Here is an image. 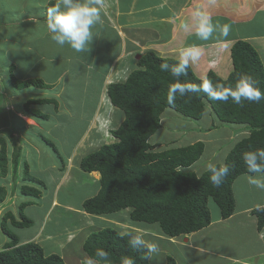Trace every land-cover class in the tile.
<instances>
[{
    "label": "crops",
    "instance_id": "obj_1",
    "mask_svg": "<svg viewBox=\"0 0 264 264\" xmlns=\"http://www.w3.org/2000/svg\"><path fill=\"white\" fill-rule=\"evenodd\" d=\"M41 1H43L41 3L43 6L41 18H36L38 16L34 14L23 17L19 15L17 20H14V23L12 22V25H16L19 28L20 25L16 22L20 19L25 20L28 25H33L37 20L43 21L45 23V32L40 41L46 40L55 45L63 53V56L59 58L60 62H62L66 59L64 50H69L71 47L67 43L59 45L52 40V34L47 29V16L44 9L49 1L58 3L59 0ZM81 2L86 3L87 0H81ZM92 6L100 9V19L91 26L92 35L88 42L87 50L79 52L72 48L71 51L69 50L75 56L80 55L79 61L82 63L79 66H66L64 70L58 71L59 65L54 67L56 66L54 63L52 65L51 63H45L51 61L52 58L48 57L49 53L43 47L40 46L37 51H34L32 47L28 46L23 48L25 54L16 58V60L22 59L27 66H24V75L17 78L21 81L40 79L45 84V88L36 90L43 92H38L35 98H29L26 95L21 98L22 92L27 88L15 90L9 85L7 90H5L3 85L0 84V98L3 99L7 95L10 98H14L12 101L6 98L9 105L7 107L11 110L10 113L13 112L14 115L10 120L4 121L5 126L1 124L3 121H0V136L5 138L1 134L5 133L8 139L7 129L11 127L14 137L18 139L20 145L16 179H12L10 163L6 174V176H10L0 177V187L6 190L5 200L0 204V217L4 212L10 211L13 216L16 214L17 217L14 216L15 219L20 221L17 213L20 205H24L22 212L25 217L29 211L34 216L36 208H38V222L33 226L36 228V232L27 235L22 240L16 236L18 243H37L43 250L45 248L46 255L56 254L63 261L66 258H70L72 254L74 257L73 250L76 247V249L81 251L79 258L86 256L82 250V245L90 233L103 228H112L121 234L120 231L129 226V221L137 225L135 229L140 227L144 232L145 230L147 231L146 234L150 233L151 235L152 233L151 236L154 238L159 239L161 237V240H166L172 245L177 244L190 250L194 248L203 257L205 255L217 256L218 259L222 260L220 261L221 264H256V262L249 261L264 256V227L259 231L256 229V221L250 211L255 207H264V201L257 203L251 199L252 194L259 196V193L263 192L250 183L249 177L264 179V174L253 173L252 175H244L236 181L234 193L235 187H237L238 195L244 202L240 207H237L236 204L234 214L228 219L221 220L218 214V217L212 220L208 227L200 231L168 238L162 234L157 224L149 225L132 222L128 219L129 209L98 216L85 213L82 209V203L97 194L99 174L98 172H82L79 169V162L87 155V152L83 153L86 148L96 146L104 135L117 128L123 120V115L121 118L119 113H117L118 109L111 105L112 111L107 116L109 120L99 125L96 124L98 115L102 112L103 107L101 104L104 101V97L106 98L108 84L123 83L130 72L137 68L136 62L145 52L150 51L158 57L174 59L180 62L182 49L192 46L202 50L200 58L195 62L189 60L188 64L197 78L203 79L211 71L218 77L226 79L233 69L230 49L234 42L247 40L248 43L255 47V42L264 38V35L260 34L240 36L239 33L241 25L250 24L251 21L255 20L259 12L264 11V0H102L100 4H93ZM61 10H64L63 5H61ZM196 10L208 12L215 26L213 35L207 40H201L195 34L196 18L193 17V12ZM185 22L188 24L186 30L181 27V24ZM225 24L230 27L227 37H223L220 34V27ZM0 25H4V23H0ZM251 25L254 26V22ZM10 60L12 63L9 65H11L12 70L9 71L13 72L14 61ZM37 66L41 70L35 71L39 68ZM7 81L8 79L5 80L6 83ZM79 82L82 98L89 107L85 108L88 111L76 135V140L71 145L65 159L62 160L60 156H57V142L61 141L60 137L66 138L69 136L68 130L70 128L66 126L60 127V133H58L56 130L59 128V123L48 126L47 122L49 119L56 122L58 116H60L58 112L62 115L69 114L67 107L69 94L73 87L79 86ZM42 99L45 100L44 103L30 104L29 107L38 111L41 115H45L46 119L31 118L20 110L27 100ZM40 109H42V112ZM17 120L20 121V124L17 123ZM211 123L212 120H210V125ZM1 125L5 127V131H1ZM108 125L111 130L109 127L107 128ZM99 126H102V130ZM30 130L34 131V138L29 136ZM243 133L246 134V132H240L239 134ZM45 138L53 140L50 143L53 153L57 157L49 165L41 167L39 158L41 151L46 150L43 148ZM54 142H56V145L53 144ZM7 144L10 158L12 153L10 141L7 140ZM97 149L93 148L92 152ZM31 150L35 155L30 153ZM57 160L59 164H57ZM23 162L27 164L29 176L37 180L41 185L21 180L20 173ZM72 180L79 181V185L75 183L79 187L77 191L79 194L80 187H82L83 194H80V198H76L74 196L75 193H71V190L62 192ZM25 184L37 187L41 191L40 196L35 198L21 195L19 187ZM17 195L22 196L23 199H20ZM248 197L251 203L246 201ZM230 221H235L241 228L248 226L253 241L257 245L261 244L259 250L256 249V252L249 251L237 257L229 258L225 256L226 253L221 255V253L202 245L203 240L209 234L207 228L216 223H221V226L225 228ZM78 226L86 229L87 232L83 236L71 234L77 231ZM141 226H144V228ZM149 226L153 227L148 228ZM140 237L142 238V236ZM198 237L201 239L197 242ZM5 240L4 243L8 242V238ZM216 250L219 251V248H216ZM162 255L165 260L169 256L166 251H163ZM79 258L78 260H80ZM159 259L160 256L158 257ZM87 260L89 259L87 258ZM154 262L153 257L149 258L150 264ZM162 262H157L156 264H161ZM80 263L77 262V264Z\"/></svg>",
    "mask_w": 264,
    "mask_h": 264
},
{
    "label": "trees",
    "instance_id": "obj_2",
    "mask_svg": "<svg viewBox=\"0 0 264 264\" xmlns=\"http://www.w3.org/2000/svg\"><path fill=\"white\" fill-rule=\"evenodd\" d=\"M55 4L49 1L45 6L47 18L48 9ZM230 57L233 69L226 79H221L211 71L205 76L212 82L213 88H234L239 78L247 75L251 77L254 87L264 93V67L254 47L247 41L237 40L230 49ZM163 63L168 64V70H161L160 65ZM179 63L148 51L139 58L137 68L130 72L123 83L107 85L106 97L114 108L121 111L123 120L110 131L114 142L101 145L79 162L82 172L99 174L97 194L82 203L85 213L98 216L129 209L128 217L132 222L157 224L168 238L188 235L208 227L212 222L208 200H212L216 206L221 220L234 214L237 204L234 193L236 181L241 176L253 174L247 171L244 153L264 149V100H242L240 104H235L231 98L228 101L213 99L201 90L186 91L184 95L176 93L169 103L167 97L170 85L175 82L186 86L200 85L205 79L197 78L189 66L185 70L186 74L173 76L171 69ZM9 83L15 90L45 88L40 79L21 81L11 71ZM44 102V99L27 100L20 110L31 118L46 119L45 115L29 107L30 104ZM207 108L210 109L212 120L208 131L215 128L216 122L226 127L241 126L235 134L247 133L233 144L222 163L215 164L217 167L227 165L229 168L228 175L219 187L211 184L209 169L201 175L192 169L204 152L203 141L163 149H157L158 144L149 142L161 128V116L165 110L199 121ZM7 130L12 153L9 158L7 140L0 136V177L6 176L10 163L12 179L15 180L20 145L11 127ZM45 142L52 146L48 140ZM22 165L21 180L41 185L29 176L27 164L23 162ZM40 192L37 187L27 184L19 187V193L24 196L36 198ZM5 197L6 190L0 187V204ZM23 206L20 205L17 210L20 221L10 211L0 217V231L8 238L0 250V264H64L58 255H46L37 243H18V238L9 226L26 228L31 225V220L23 215ZM250 214L255 218L256 229L261 230L264 227V207H255ZM137 236L134 232L119 234L112 228H103L87 236L82 250L93 261L88 264H123L125 257H131L135 264H150L149 259L145 258L146 247H132L130 243ZM101 251L107 253L106 258L99 255ZM165 264L176 263L168 256Z\"/></svg>",
    "mask_w": 264,
    "mask_h": 264
},
{
    "label": "rangeland",
    "instance_id": "obj_3",
    "mask_svg": "<svg viewBox=\"0 0 264 264\" xmlns=\"http://www.w3.org/2000/svg\"><path fill=\"white\" fill-rule=\"evenodd\" d=\"M43 1L41 0H0V23H4V25H0V84L3 85L5 90L9 87V74L10 69L12 70L11 65H9L11 62L10 59L14 61V71H11V74L14 77H20L24 75V66H26L25 62L22 59H17V56L20 57L21 55L25 54V51L23 48L25 47H32L34 51H37L40 46L43 47L45 51H47L48 57H51V61H47L45 63H54L56 66L59 67L58 71H62L65 69L66 66H79L82 62L79 61L80 55L75 56L73 53H71V48L69 50H64V56L65 60L60 62L59 58L63 56V53L53 44L50 42L43 40L40 41L41 37L44 36L45 32V23L43 21H36V23H33V25H28V23L25 20H18L16 23H18V26L12 25V22L14 23V20H17V16H27L29 14H34L41 18L43 14V6L41 5ZM254 20V19H253ZM252 22H254V26H252ZM240 36H248L252 34H260L264 35V11L259 12L254 21H251L250 24L247 25H241L239 27ZM213 35V34H212ZM247 41V40H246ZM256 46L254 49L257 51L259 58L262 62V65L264 67V38H262L259 41L255 42ZM67 48V49H68ZM210 53V52H209ZM94 64V63H93ZM27 67V66H26ZM39 67V66H37ZM89 68V67H88ZM93 68V67H90ZM41 70L40 67L36 69L35 71ZM8 79L7 83L5 80ZM222 79V78H221ZM11 89V88H10ZM38 88H27L22 92V96L26 95V97L29 98H35L37 97L38 92H43L36 90ZM4 91V90H3ZM81 87L80 82L79 86L73 87L68 99V110L69 114H60L58 112V118L57 121L54 122V120L49 119L47 122L48 126H53L55 123H59V128L56 130V132L60 133L59 129L60 127H69L70 130H68L69 136L68 137H60L59 139L62 141H58L57 145V156H60V158L63 160L68 154V151L71 148V145L74 143V140H76V135L81 128L83 124V120L85 119L84 116L86 115L88 109H85L88 106L87 102L84 101L81 95ZM28 95V96H27ZM4 97V96H3ZM8 99H14L10 98L9 95L4 97L3 99L0 98V121H3L1 124L5 126V120H10L12 116L14 115L13 112L10 113V109H8L7 106L8 103L6 100ZM102 112L98 115V120H96V124L99 125L101 123L107 122L109 118L107 117L111 110V104L107 100V97H104V101H102ZM9 110V111H8ZM13 111V110H12ZM42 112V109H40ZM119 113V116L122 118L121 111L117 110ZM211 114L210 109L207 108V110L204 113V116L201 120L195 121L191 119H187L184 117H181L180 115L176 114L172 110H165L164 113L161 116V128L150 138L149 142L151 144H158L157 149H163V148H174V147H182L189 143H193L196 141H203L204 142V152L199 159V161L192 166L193 171L197 175H201L205 170L209 169V165H215L219 162L223 161L226 153L229 151V149L235 144L237 141L241 140L243 137L247 135V133L243 134H235L238 129L241 128V126L237 125H231L229 127H226L224 125H221L219 123L214 122L215 128L208 131V128L211 127L210 125V119L209 116ZM17 119V118H16ZM120 121V120H119ZM17 123L20 124V121L17 120ZM1 125V131H5V127ZM19 126V125H18ZM110 126L108 125L107 128ZM52 128V127H51ZM99 128L102 130V126H99ZM21 129V127H20ZM12 130V129H11ZM111 130V129H110ZM8 131V130H7ZM62 131V130H61ZM3 136H5V139H7V136L5 133H1ZM30 137L34 138V131L30 130L29 133ZM51 143L53 140H50L49 138H45ZM9 141V140H8ZM114 138L111 136L110 133L103 136L102 140L96 145L91 146L85 149L84 152L91 153L93 148H99L101 145L109 144L114 142ZM43 148L46 150L41 151L39 162H41V167L45 165H49L55 157V153H53L52 147L45 143L43 141ZM50 143V144H51ZM66 143V144H65ZM56 145V142L53 143ZM93 147V148H92ZM80 152V151H79ZM30 153L32 155H35L34 152L31 150ZM222 163V162H221ZM57 164H59V161L57 160ZM20 173V172H19ZM21 175V173H20ZM10 175H7L8 177ZM85 176V175H84ZM264 176V175H263ZM84 181V180H82ZM79 181L72 180L70 184L67 186L66 189L62 190H71V193H75L76 198H80L82 193V187H80V194L77 192L79 189L78 186H76L75 183H78ZM79 185V183H78ZM240 187V185H239ZM263 193H259V196L251 195V199H253L255 202L259 203L264 201V190H262ZM237 187H235V195L237 198V207H240L244 200L239 197L238 195ZM20 199H23L22 196L17 195ZM25 198V197H24ZM247 202L251 203L249 200V197L246 200ZM208 210L211 214L212 220L216 219L218 217V210L212 200H208L207 202ZM32 211V209H30ZM38 208H36V212L34 213V216L29 211L26 214V217L31 220V226L27 228H11L9 229L12 231L13 234H15L20 240L24 239L29 234H34L35 226L38 222L37 216H38ZM15 217H17L16 214H14ZM62 216V215H61ZM64 217V216H62ZM129 219V218H128ZM129 226H126V228H123L121 230V234H124L126 232H133L138 234L139 236H142V239L147 243H156L158 245V252L156 254H153V260L155 261L153 264H156L157 262H162L161 264H165L166 260L163 258V251H166V253L171 256L176 264H219L220 259L217 258V256H210L205 255L203 257L201 253H197L196 250L193 248V250L187 249L182 246H178L177 244L172 245L166 240H161V237L159 239L154 238L151 233L147 235L146 230L144 232L143 229H140L138 227L137 229L134 223L129 222ZM144 228V226H141ZM153 226H149L148 228H152ZM77 229V227H75ZM99 228V227H97ZM95 228V229H97ZM135 229V230H134ZM208 235L206 239L203 240L202 245L210 250L217 251L221 253V255L228 256L229 258L237 257L240 254L246 253V252H256V249L259 250L261 244L255 243L253 241L250 228L246 226L245 228H241V226L237 225L235 221H230L226 224L225 228L221 226V223L214 224L211 227L207 228ZM86 229H82L78 226V229L76 232H72L71 234L77 235V236H83L86 233ZM154 234V233H153ZM153 237V238H152ZM7 237L1 233L0 231V249L3 246L4 241H6ZM201 238H197V242ZM43 245V244H41ZM77 248V247H76ZM74 249V257L73 254L70 258H66L63 262L64 264H77V262H81L80 264H88L93 263V261L87 260L86 256H83L79 258L81 255V251L78 249ZM216 248H219V251L216 250ZM77 250V251H76ZM44 253L46 252L44 248ZM46 254V253H45ZM161 254V255H160ZM160 256V259L158 260V257ZM78 258L80 260H78ZM260 259V260H259ZM78 260V261H77ZM258 260V261H257ZM249 262H256V264H259L261 262H264V256L259 257L255 260L249 261ZM226 263V262H225ZM231 263V262H229ZM221 264V263H220ZM223 264V263H222ZM253 264V263H252Z\"/></svg>",
    "mask_w": 264,
    "mask_h": 264
},
{
    "label": "clouds",
    "instance_id": "obj_4",
    "mask_svg": "<svg viewBox=\"0 0 264 264\" xmlns=\"http://www.w3.org/2000/svg\"><path fill=\"white\" fill-rule=\"evenodd\" d=\"M102 0H59L54 6L48 9L47 29L52 34L51 38L59 45L67 43L72 49L79 52L87 50L88 42L91 38V26L100 19V9L92 6L93 4H100ZM63 5V11L61 10ZM193 17L196 18L195 34L201 40H207L214 32L215 26L212 22L211 16L208 12L196 10L193 12ZM183 29L188 28V24L182 23ZM230 31L229 25L225 24L220 27V34L227 37ZM202 50L198 47L192 46L182 49V56L180 63L171 69L172 75L179 77L186 74L185 70L188 67L189 60L195 62L201 56ZM162 71L168 70V64L160 65ZM204 91L213 99L228 101L231 98L235 104H240L242 100L249 102H259L264 100V93L254 87V83L250 76H242L236 82L234 88L216 90L212 86V82L205 78L200 85H183L175 82L169 87L168 102L171 103L176 93L184 95L186 91L199 92ZM244 162L249 173L264 174V149H256L255 151H248L244 153ZM211 175L209 177L213 186L219 187L223 178L228 175L229 168L227 165L215 166L209 165ZM250 183L257 188L264 190V179L249 177ZM132 247L137 245H144L147 253L145 258L149 259L153 254L158 252V245L156 243H147L139 236L134 237L130 242ZM99 255L103 258L107 257V253L101 251ZM123 264H135L131 257H125Z\"/></svg>",
    "mask_w": 264,
    "mask_h": 264
},
{
    "label": "bare ground",
    "instance_id": "obj_5",
    "mask_svg": "<svg viewBox=\"0 0 264 264\" xmlns=\"http://www.w3.org/2000/svg\"><path fill=\"white\" fill-rule=\"evenodd\" d=\"M93 148V147H92ZM259 264H264V263H259Z\"/></svg>",
    "mask_w": 264,
    "mask_h": 264
}]
</instances>
